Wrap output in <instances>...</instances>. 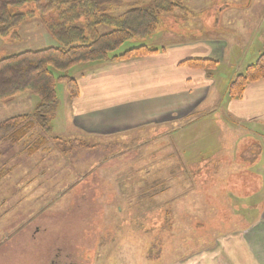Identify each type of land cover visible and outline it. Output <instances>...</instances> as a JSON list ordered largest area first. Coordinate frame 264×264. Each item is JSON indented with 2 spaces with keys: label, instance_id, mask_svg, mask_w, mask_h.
Segmentation results:
<instances>
[{
  "label": "rangeland",
  "instance_id": "1",
  "mask_svg": "<svg viewBox=\"0 0 264 264\" xmlns=\"http://www.w3.org/2000/svg\"><path fill=\"white\" fill-rule=\"evenodd\" d=\"M118 1L112 5L114 14L131 3L150 0ZM33 5L31 0L12 11L25 12ZM222 6L216 23L214 8ZM237 6L242 10L235 9ZM109 29L105 24L98 26L100 33ZM263 33L264 0H184L182 9L159 16L157 31L145 39L150 46L181 35L215 34L228 48L214 71L215 89L205 101L201 121L161 135L158 151L114 152L121 146L96 144L99 135L88 137L83 131L73 135H87L85 141L96 145L66 155L53 141L48 142V149L33 155L19 154V145L1 141L0 160L12 173L4 180L5 196H9V181L25 184L31 196L24 198L15 220L0 224V264H185L199 255L209 256L204 264H235V247L264 245L261 129L257 127V135L238 131L237 139L235 126L214 108L234 75L235 62L242 63L243 70L262 51ZM235 38L252 41L251 48H235ZM138 44L125 42L116 53ZM57 45L35 16L0 38V58ZM100 63L112 62L75 65L66 73L74 78L78 70ZM56 92L55 117L64 110L66 97L71 100L65 82L57 81ZM37 101L36 95L26 91L10 101H0V121L31 112ZM54 119V135L63 140L80 139L62 131V121ZM139 130L107 138L125 140L136 137ZM150 134L144 132V136ZM21 185L16 184V193L23 191ZM2 194L0 191V197ZM43 194L45 200L38 197ZM4 207L0 199V212ZM212 245L214 248L206 250ZM236 259L246 261L237 255Z\"/></svg>",
  "mask_w": 264,
  "mask_h": 264
},
{
  "label": "crops",
  "instance_id": "2",
  "mask_svg": "<svg viewBox=\"0 0 264 264\" xmlns=\"http://www.w3.org/2000/svg\"><path fill=\"white\" fill-rule=\"evenodd\" d=\"M236 8L241 11L243 7L237 6ZM222 9H224L223 6L220 9L214 8L216 23L219 20L218 13ZM181 37L179 39L171 37L170 41L164 40L160 46L156 47L158 51L150 55L112 63H100L90 66L84 71L78 70L74 78L78 85L79 96L75 100H69L66 97L64 110L60 111V115L59 112L57 113L54 122L62 121L63 125L62 122L60 123V126H63L62 131L67 132L73 138L86 140L83 136L87 135L82 137L73 135L76 131H83L89 134L88 137L99 135L97 136L99 138H94L96 144L121 146L118 150L113 149L114 152H144V150L155 152L160 150L162 147L159 142L161 135L166 132L170 134L176 129L182 131L187 124L190 126L201 121L198 118H201L199 116L205 112L203 109L205 101L215 89L214 71L223 62L224 53L228 48V43L215 34L207 36L205 34L181 35ZM251 44L252 41L235 38V48L247 46L251 48ZM257 56H252L251 62ZM189 58L213 59L218 63L209 74L206 70L193 69L180 64ZM241 66L242 63L235 62L233 77L243 72L245 67L241 70ZM227 85L224 91H221L219 103L217 102L214 108L220 111V114L226 117L232 126H235L236 135L238 131L239 134L250 135H257L259 131V134L264 138V79L248 83L239 98H227ZM257 127L261 130L255 131ZM151 128L155 132H152ZM138 129H142V131L134 133L137 135L136 137L131 135V138H126L129 140L107 138ZM144 132H151V134L144 136ZM138 134L143 136L140 137ZM155 134L159 135L153 136ZM101 137L102 139H100ZM173 137L176 140L178 138L177 135ZM98 139H100L99 142ZM124 148L125 150H123ZM11 174L0 181V191L3 193L0 199L6 206L3 208V212H0V224L9 225L15 220L24 198L31 196L30 192L26 191L25 184L19 181L7 182L9 196H5L4 180H7L8 177L10 179ZM17 183L18 185L22 184L19 189L23 191L16 193ZM38 197H43L45 200L44 194ZM60 198L64 199V195ZM47 206L48 204L42 210H46ZM58 209L63 213L65 211L62 206ZM211 248L214 246H209L206 250ZM219 248L217 246V249ZM235 249V264H264V245H248L246 248L237 246ZM242 251L244 254L240 255ZM200 252L204 254V251ZM236 255L246 261L237 260ZM206 256L199 255V258L186 261L185 264H204Z\"/></svg>",
  "mask_w": 264,
  "mask_h": 264
},
{
  "label": "trees",
  "instance_id": "3",
  "mask_svg": "<svg viewBox=\"0 0 264 264\" xmlns=\"http://www.w3.org/2000/svg\"><path fill=\"white\" fill-rule=\"evenodd\" d=\"M28 1L31 0H0V38L11 34L13 28L24 20L38 16L58 45L24 50L0 58V101H10L25 91L38 98L31 112L0 121V142L19 145L18 153L26 155L48 149L49 141H53L65 155L75 149H90L96 144H89L83 139L63 140L52 132L51 122L59 103L57 81L65 82L72 100L78 96V87L74 78L66 73L71 67L156 53L158 49L148 45L145 39L157 31L159 16L182 9L184 0L131 3L128 9L119 14L111 11L118 0H32V9L12 11V8L23 6ZM102 24L110 29L100 33L98 26ZM130 40L139 41V44L116 53ZM217 63L213 59L200 58L180 62L193 69L206 70L209 74ZM56 72L60 74L55 76ZM260 79H264V35L262 51L256 59L229 81L227 98L241 97L248 83ZM10 172L11 167L0 160V181Z\"/></svg>",
  "mask_w": 264,
  "mask_h": 264
}]
</instances>
